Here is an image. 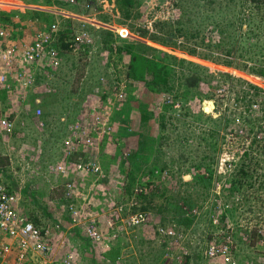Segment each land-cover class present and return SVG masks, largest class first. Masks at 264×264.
Returning <instances> with one entry per match:
<instances>
[{
    "label": "rangeland",
    "instance_id": "rangeland-1",
    "mask_svg": "<svg viewBox=\"0 0 264 264\" xmlns=\"http://www.w3.org/2000/svg\"><path fill=\"white\" fill-rule=\"evenodd\" d=\"M14 1L51 6L75 15L25 5L0 7V20L9 33L0 38V45L33 41L38 32L50 31L62 57L54 71L64 67L74 74L84 63L92 62L88 64L91 78L79 83L86 88L82 98L87 107L85 116L79 113L81 118L69 122L66 130L58 126V120L50 135L44 129V103L35 101L32 118L21 114L32 106L29 90L37 84L38 74H49L48 70L40 72L36 68L35 81L25 89L12 91L8 84L0 87V113L15 120L12 132L0 125L3 179L9 191L17 195L16 210L48 230L46 238L54 246L51 258L73 251L80 264H170L179 258L183 264H207L206 241L218 235L220 242L231 241L238 264H264L261 60L247 63L248 53L241 56L239 44L233 55L226 49L209 47L199 36L197 53L176 43L152 40L149 36L155 21L178 11L174 0H140L138 6L129 3L127 8H122L119 0ZM127 9L131 14L126 13ZM82 15L87 17L80 18ZM90 17L92 21L84 20ZM190 23L195 31L207 25L205 18L196 13ZM257 25L262 31L264 20H256L254 27ZM77 32H85L92 41H76ZM214 32L218 33L208 28L207 43L215 42L213 37L218 34ZM133 42L154 48L147 51L154 60L149 62L151 67L155 61L168 62L180 71L178 57L200 67L188 72L191 79L185 80L181 74L182 78L167 89L165 83L152 82V69L145 64L144 53L138 57L137 67L130 70L132 55L127 45ZM90 58L92 61H87ZM192 76L197 79L194 83ZM47 85L43 86L48 91ZM104 105L108 106L100 115L102 119L106 116L108 123L103 125L89 115ZM38 108L43 111L40 113ZM168 114L172 125L166 120ZM162 115L166 116L164 121ZM66 117L62 115L60 120ZM210 129L217 130L214 137ZM141 130L158 138L147 136L146 142L139 145ZM71 133L83 136L85 145L76 141L78 144L70 150L66 148ZM23 134L25 140H21ZM139 153L144 157L141 163L136 159ZM89 164L99 169L85 167ZM249 164L257 165L256 170L250 168L243 173ZM129 171L132 181L127 178ZM121 205L124 210L119 216L115 207ZM138 209L148 214L146 223L139 226L128 219L129 213ZM116 215L119 233L111 240L113 247L104 249L101 242L89 237L86 226L98 221L106 231L107 218ZM187 215L194 217L191 223ZM35 219L40 221L36 223ZM161 226H172L187 236L176 242L177 238L160 235ZM201 246V253L194 249ZM13 254L9 253L0 264H17ZM117 254L119 263H113ZM31 256L25 264L41 263Z\"/></svg>",
    "mask_w": 264,
    "mask_h": 264
},
{
    "label": "trees",
    "instance_id": "trees-1",
    "mask_svg": "<svg viewBox=\"0 0 264 264\" xmlns=\"http://www.w3.org/2000/svg\"><path fill=\"white\" fill-rule=\"evenodd\" d=\"M119 1L122 8H127V6H130L129 3H135L137 6L140 4V0ZM212 2H214L215 5L211 6ZM173 4L178 7V11L173 15L171 14L170 16H167L164 19L159 18L155 21L153 25L154 30L150 32L151 36H149L152 40H157L163 42L164 44L176 43L179 44L180 47L190 52L197 53L200 52L198 48L199 36L201 37L200 40L203 41L206 45H209V47H213L216 49L223 48L226 49L225 51L227 53L233 55L235 47L237 46V44H239L241 56H244L246 53H248L247 57L250 59H248L247 63L249 61L254 62L253 59H255L261 60L262 64L264 65V28L261 31L260 25L254 27V23L256 20H264V17L262 16L264 15V0H174ZM254 5L255 7H253ZM249 6L250 9H247L249 8ZM254 8L256 9L254 10ZM126 13L131 14V11L127 9ZM195 13L200 15V18L204 17L207 22V25L202 30H199L196 27L195 31L194 27L190 23V21L195 18ZM208 28L210 31L214 30L218 32L213 33L218 34L217 36L213 37V39L215 40L214 43H207V41L205 40ZM237 36H240V38H236ZM107 37H109V35H107ZM127 48L128 50H130L132 55V62L130 64V70L132 71L137 67L136 61L138 60V57L140 55L142 56L143 53L144 54L142 57L146 61V65L150 66L149 62L154 61L153 58L149 57L147 53L148 50H154V48L149 44L133 42L128 44ZM119 49H122V47H120ZM170 59H172V57H170ZM172 60H176V58H173ZM178 60L181 64L180 71H177L178 67L171 65V63H160V61H155L154 66H150L152 69L153 76L152 82L154 81L156 84L163 85L165 83V87L167 89L172 88L174 81L177 78H182L181 74L186 77L185 80H189L191 79V77L190 75L187 76V74H189L188 72L191 70V68L200 67L199 64L187 60L186 58L178 57ZM87 61L90 62L92 61V59L90 58ZM228 61L231 60H227V62ZM88 64L89 63H84L85 66L83 65L82 69L74 74L72 72L73 70H67L64 67H60L56 71H49V74H38V86L36 84L35 86H32L29 90L30 94L32 95V106H30L29 109L21 111V114H26L30 118H32L35 110V101L37 100L40 103H44L46 105V111H44L42 116L47 124L44 129L48 132L49 135L50 133H54V131L56 130V124L58 123V120V126H62L66 130V128H68L67 126L69 122L77 120L81 118V116H85L83 115V112L84 110H87V107L84 106L85 101H83L82 98L86 88L84 89V87L79 83L82 81V79H88L92 76V71L88 67ZM89 65H92V62ZM106 67L107 66H105V68ZM137 76L138 74L135 75V77ZM192 79V83L197 81V79L193 78V76ZM44 83L49 84L47 85V87L49 88L50 86V90L47 91V89L45 88L46 85L45 87L43 86ZM92 85L93 83L91 84V86ZM251 85L253 84H250V86ZM253 88H257V86L253 85ZM259 91L260 90L256 91V93ZM104 95L105 93L103 94V96ZM5 96L6 93L2 92V97ZM185 112V116H188L187 110ZM79 113H81L82 115L78 116ZM150 113L152 112L150 111ZM62 115L67 116L65 119H63L64 121L60 120V116ZM165 117L166 116L162 115V121L165 120ZM170 118L171 115L167 116L166 120L171 122ZM187 122L188 124L190 123L189 121ZM162 123L163 122H161V124ZM170 124L172 125V122ZM191 126H193V124H191ZM147 131L148 130H141L140 133H138L141 136V139L138 140L139 145L141 143L146 142V140L148 139L147 136H150L151 140L158 138V136H154L153 134H150ZM215 132L217 133V130H215L214 132L211 130L209 134L214 137ZM40 134L45 137L44 133ZM65 135L66 132H63L62 137H64ZM20 137L21 140H25L24 134ZM163 137L166 136L163 135ZM44 141L46 142V140ZM136 159L139 160L138 163H141V161H143L144 159L142 153H139V157H136ZM155 163H157V161ZM250 166L251 164L248 165L247 169L243 168L242 172L247 173L250 168H252L253 170H256L257 168V165L252 167ZM127 178L131 181L134 179L132 172H128ZM127 186L128 184H126L125 187L128 188ZM113 217L118 216L116 215ZM186 220H189L188 222L191 223L194 220V217L187 215ZM36 221L39 222L40 220L35 219V222ZM160 235L164 236L163 234ZM194 249H199L197 252L201 253L203 251V246ZM116 250H119V248H117ZM118 256L119 254L115 255L112 258L113 263H119L117 258ZM192 257L193 256H189L188 258L191 259ZM122 263H124V261ZM134 264H137V262ZM185 264H189V262Z\"/></svg>",
    "mask_w": 264,
    "mask_h": 264
},
{
    "label": "built area",
    "instance_id": "built-area-1",
    "mask_svg": "<svg viewBox=\"0 0 264 264\" xmlns=\"http://www.w3.org/2000/svg\"><path fill=\"white\" fill-rule=\"evenodd\" d=\"M76 1V0H71ZM14 0H0V7L4 9H11L16 6L22 7H36V9L57 11L58 9L51 6H40L31 4H21ZM68 15H75L70 12H62ZM81 17H87L82 15ZM1 19V18H0ZM2 20V19H1ZM0 20V38L7 37L9 33L5 30L3 22ZM84 20L92 21V18H86ZM37 38L33 41L21 42V43H9L0 45V87L10 85L9 90L15 88H26L35 81L36 68L40 72L44 70L53 71L54 65H58L62 60L60 56L59 48L53 45L54 36L50 31L45 34L38 32ZM76 41L80 42L92 41V38L86 36V33H76ZM14 79L12 82L11 79ZM11 81L8 82V81ZM1 103V98H0ZM1 106V105H0ZM108 105H104L99 112L93 111L89 116L98 123L107 124L106 116L101 117V113L107 108ZM41 113L42 108H38ZM102 120V121H101ZM100 121V122H99ZM15 120L10 115H2L0 113V125L4 126V129L8 132L13 131ZM74 131H78L74 129ZM74 134V135H73ZM72 138H68L66 148L69 150L74 146L83 143V136H77L76 133H71ZM78 141V142H76ZM85 145V144H84ZM74 164H77L76 162ZM66 165V164H65ZM78 163V166L80 167ZM68 165H66L67 169ZM88 169L97 171L99 168L95 164H89ZM77 168V167H74ZM3 169L0 165V262L4 261L9 253L14 252L13 260L17 264H25L29 257L34 255L37 260L44 264L47 262H55L56 264H77V256L73 251H68L62 254L58 259H52V252L54 249L53 244L48 240V230H44L35 225L33 221L27 218L25 214L19 213L15 208V202L17 195L9 191L7 184L3 179ZM115 210L120 213L124 210V206L115 207ZM148 214L146 211L138 209L129 213L128 219L133 225H142L146 223ZM115 217L109 216L107 218V230L104 231L102 223L93 221L87 224L86 232L97 242H101L104 249L112 246L111 240L114 239L119 233L120 226L117 227V221ZM214 219V218H213ZM215 222H219L218 218L214 219ZM213 223V220H212ZM123 225H121L122 227ZM161 233L167 238H177L174 240L178 242L187 236L183 231H179L172 226H161ZM187 231V230H186ZM107 235V237H106ZM230 236V235H229ZM171 247V246H169ZM205 257L207 258V264H238V261L234 257V253L231 246V241H222L217 236H213L206 241ZM170 264H183V260L179 258Z\"/></svg>",
    "mask_w": 264,
    "mask_h": 264
},
{
    "label": "crops",
    "instance_id": "crops-1",
    "mask_svg": "<svg viewBox=\"0 0 264 264\" xmlns=\"http://www.w3.org/2000/svg\"><path fill=\"white\" fill-rule=\"evenodd\" d=\"M17 121H18V120H17ZM17 121H16V122H17ZM68 128H69V126H68ZM68 128H67V129H68ZM91 239H92V238H91ZM44 264H56V263H55V262H47V263H44ZM77 264H80L79 261H78V259H77Z\"/></svg>",
    "mask_w": 264,
    "mask_h": 264
}]
</instances>
